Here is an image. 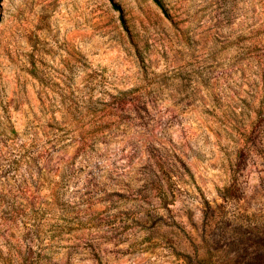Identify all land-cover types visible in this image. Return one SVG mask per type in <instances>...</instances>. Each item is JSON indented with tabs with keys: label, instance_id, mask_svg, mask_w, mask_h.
<instances>
[{
	"label": "rangeland",
	"instance_id": "1",
	"mask_svg": "<svg viewBox=\"0 0 264 264\" xmlns=\"http://www.w3.org/2000/svg\"><path fill=\"white\" fill-rule=\"evenodd\" d=\"M0 0V264H264V0Z\"/></svg>",
	"mask_w": 264,
	"mask_h": 264
},
{
	"label": "trees",
	"instance_id": "2",
	"mask_svg": "<svg viewBox=\"0 0 264 264\" xmlns=\"http://www.w3.org/2000/svg\"><path fill=\"white\" fill-rule=\"evenodd\" d=\"M159 5H161L160 1L159 0H155Z\"/></svg>",
	"mask_w": 264,
	"mask_h": 264
}]
</instances>
